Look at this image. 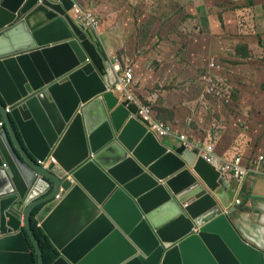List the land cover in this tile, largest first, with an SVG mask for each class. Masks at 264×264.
Listing matches in <instances>:
<instances>
[{
    "label": "water",
    "instance_id": "obj_1",
    "mask_svg": "<svg viewBox=\"0 0 264 264\" xmlns=\"http://www.w3.org/2000/svg\"><path fill=\"white\" fill-rule=\"evenodd\" d=\"M73 5L0 0V264H35L24 233L44 264L36 207L52 264H264L231 219L237 182L108 90L110 60Z\"/></svg>",
    "mask_w": 264,
    "mask_h": 264
},
{
    "label": "crops",
    "instance_id": "obj_2",
    "mask_svg": "<svg viewBox=\"0 0 264 264\" xmlns=\"http://www.w3.org/2000/svg\"><path fill=\"white\" fill-rule=\"evenodd\" d=\"M219 1L221 0H208L205 3H208L206 6L210 7V4L219 5L217 3ZM74 2L79 8L90 11L98 20L99 24L95 32L108 59L115 57L123 67L128 66L132 69L135 85L131 93L134 98L146 105H151L152 115L173 129L176 136L164 137L159 141L169 148L177 147L180 145L177 135L186 134L188 142L196 147L212 144L218 157L230 161L234 156L241 155L246 165L250 162L249 158L257 156L252 155V151H256L258 155H264V58H261L262 68L258 65L253 67V62L244 60L251 58L255 51L264 54V0H251V8L254 7L256 12L250 11L248 14L243 11L249 9L242 6L244 0H241V3L240 0H236V3L232 0V4L240 6L241 9L237 8L228 16L225 13L222 14L223 23L233 18L231 20L235 24L233 28L234 38L236 37L234 42L241 47L246 46L247 51V58H243L241 53L235 56V52L230 58L244 61L246 65L243 67L251 73L252 77L248 81H240L233 76L229 79L228 75L222 72L221 67L214 62L215 58H209L211 51L209 52L207 47H204L202 53L196 54L193 41L195 36L194 38L192 36L184 50L185 61L183 63L185 66L186 62L190 69L200 67L202 70H189L186 81L180 76L183 82L179 88L182 87L184 90V96L181 99H174L179 97L173 94L178 91V88L171 90L167 88L169 83H179L175 78L177 75H174L170 82L163 83L160 80L158 73L162 70L168 71V69H165L162 59L161 64L154 59L157 57L156 51L151 53V57L152 62L159 66L157 76L153 75V70L140 73L142 56L146 53L147 44L141 43L135 36L126 38L124 28L129 13L125 10L127 8L132 10L134 6L123 5L121 0H85L81 4L79 0H74ZM130 3L132 2L128 0V4ZM243 4L245 5V2ZM190 6L184 7L185 16L188 18L197 15L191 13L192 7ZM206 15L203 22L207 29L208 25L219 20V17H214L209 13ZM71 16H74L72 10ZM188 18H185L183 22ZM244 22L246 25L243 24ZM247 27H256V29L252 33L247 30ZM205 31L207 33V30ZM205 33L200 37L208 40V35ZM247 34L249 35L245 36ZM252 35L256 37L252 38ZM175 55L176 53L172 52L171 57ZM218 56L224 55L219 53ZM209 74L224 85L225 93L220 100L203 94L202 77ZM204 97L206 100H197L198 98L204 99ZM215 165L217 166L218 162ZM225 178L228 182H235L227 176ZM244 184H246L245 190L242 189ZM235 187L236 193L231 200V207H234L235 212L231 215V219L246 240L264 251V169L262 176L250 177L245 182H237Z\"/></svg>",
    "mask_w": 264,
    "mask_h": 264
},
{
    "label": "rangeland",
    "instance_id": "obj_3",
    "mask_svg": "<svg viewBox=\"0 0 264 264\" xmlns=\"http://www.w3.org/2000/svg\"><path fill=\"white\" fill-rule=\"evenodd\" d=\"M83 1L85 0H79V3L81 4ZM129 1L132 3L128 4V0H121L123 5L134 6V9L132 10L129 8L125 10L129 11L126 17L127 22L124 24V28L126 29L125 36L126 38L135 36L141 43L148 45H146L145 48V55L142 56L143 61L142 67L140 66V73L142 74L143 71L153 70V75L157 76L159 66L157 63L152 62L151 57V53L156 51L157 57L154 59L160 64L162 59L165 69H168V71L162 70V72L158 73L160 80L163 83L165 81L170 82L174 78V75H177L175 78L179 81V83H169L167 85L169 90L172 88H178V91L173 92V94L179 95V97L174 99H181L184 96V90L182 87L179 88V86H182L181 84L183 82V80H180V76H182L185 80L187 79L189 70H202L200 67L190 69L186 62L185 66L183 63L185 61L184 50L189 38L192 36L193 38L195 36V40L193 41L194 51L196 54L202 53L204 47H207L208 51H211L209 58H215L214 62L221 67L223 70L222 72L228 75L229 79H232L233 76L238 78L240 81H248V79L252 77L251 73L247 72V70L243 67V65H246L244 61H239L238 58H230L234 55L233 52H235V56H237V53H241L243 58H247L246 46L241 47L239 44L234 42L236 37L234 38L235 31L233 28L235 24L234 21L231 20L233 18L229 19L228 22L223 23L222 14L225 13L226 16H228L234 10L236 11L237 8H240V6L232 4V0H221L217 2L219 5L210 4V7H207L206 5H208V3H205L208 0ZM244 2L245 5L243 4ZM244 2L242 3V6L249 8L248 11L243 10L244 13L246 12L248 14L250 11L256 12L254 7L251 8V0H244ZM87 3H89V1H87ZM188 5H191V13H194L193 15L197 14L196 16H189V18L185 16L186 13H184V7ZM207 13L213 15L214 17L218 16L219 20H215V22L212 25H208V28L206 29L203 20H205ZM258 13H261V11H258ZM185 18L188 19L183 22ZM243 24L246 25V22ZM255 29L256 27H247V30H250L252 33H254ZM205 30H207V33H205ZM203 33L208 35V40H204L200 37ZM166 35H170V37L167 38ZM248 35L249 34L245 36ZM251 37L255 38L256 36L252 35ZM149 40L150 42H148ZM172 52L176 53L173 58L171 57ZM219 53H222L224 56H218ZM261 58H264V54L255 51L251 58L248 57V59L244 60L253 62V67L258 65L259 68H262ZM183 66L184 69H182ZM194 100L196 101V99ZM197 100L203 101L206 100V97H204V99L198 98ZM252 155L258 154H256V151H252ZM242 189H246V184L242 186Z\"/></svg>",
    "mask_w": 264,
    "mask_h": 264
},
{
    "label": "built area",
    "instance_id": "obj_4",
    "mask_svg": "<svg viewBox=\"0 0 264 264\" xmlns=\"http://www.w3.org/2000/svg\"><path fill=\"white\" fill-rule=\"evenodd\" d=\"M72 11L74 17L79 20L85 28H91L94 31L97 30L99 24L98 20L90 11L79 8L75 2ZM110 64L114 75V84L110 86L108 90L118 94L123 100L135 104L138 108L137 116L147 124L148 131L158 139L176 136L169 125L157 120L152 115L151 105L149 106L138 101L132 95L131 90H133L135 85L132 69L128 66L123 67L121 62L115 57L110 58ZM202 79L204 81V88H202L203 94L219 100L222 99L225 93L224 85H221L211 74L205 75ZM9 111L10 109L7 108L6 112L8 113ZM177 140L180 145H183L188 150H198L200 154L203 155V160L206 164L213 166L220 175L224 177L227 176L235 182H245L250 177L262 176L264 169V155H257L249 158L248 161L250 162L246 165L244 163V157L241 155L234 156L230 161L218 157L214 145L212 144H204L200 148L196 147L194 144L188 142L186 134H178ZM50 162L54 163V161L49 158L45 164ZM216 162H218L217 166L215 165ZM56 198H58V196Z\"/></svg>",
    "mask_w": 264,
    "mask_h": 264
},
{
    "label": "trees",
    "instance_id": "obj_5",
    "mask_svg": "<svg viewBox=\"0 0 264 264\" xmlns=\"http://www.w3.org/2000/svg\"><path fill=\"white\" fill-rule=\"evenodd\" d=\"M39 209H40V207H36L30 213V219H29L30 228H31L33 234L35 235L36 240L39 243L40 250L42 251V258H43L44 264H52L58 259L59 252L54 247V245H52V243L50 242L48 237L44 234L42 229L39 227L38 222L35 220V216H36L37 212L39 211ZM24 235L26 237V240L28 242L30 250L33 253L34 262L36 264L37 263V259H36L37 257L35 255L34 248H33L32 244L30 243L29 237L26 235V233H24Z\"/></svg>",
    "mask_w": 264,
    "mask_h": 264
},
{
    "label": "bare ground",
    "instance_id": "obj_6",
    "mask_svg": "<svg viewBox=\"0 0 264 264\" xmlns=\"http://www.w3.org/2000/svg\"><path fill=\"white\" fill-rule=\"evenodd\" d=\"M5 262H6V263H8V262H9V260H8V259H6V260H5Z\"/></svg>",
    "mask_w": 264,
    "mask_h": 264
}]
</instances>
